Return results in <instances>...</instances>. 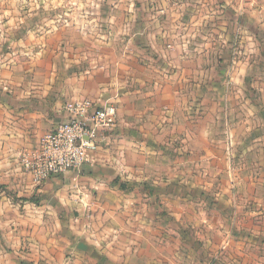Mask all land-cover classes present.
<instances>
[{
  "label": "crops",
  "instance_id": "crops-1",
  "mask_svg": "<svg viewBox=\"0 0 264 264\" xmlns=\"http://www.w3.org/2000/svg\"><path fill=\"white\" fill-rule=\"evenodd\" d=\"M3 2L36 28L0 72V264H264V0ZM71 101L117 126L38 184Z\"/></svg>",
  "mask_w": 264,
  "mask_h": 264
},
{
  "label": "built area",
  "instance_id": "built-area-1",
  "mask_svg": "<svg viewBox=\"0 0 264 264\" xmlns=\"http://www.w3.org/2000/svg\"><path fill=\"white\" fill-rule=\"evenodd\" d=\"M65 109L70 117L43 138L38 150L22 157V166L38 184L81 169L118 123V110L114 105L71 101Z\"/></svg>",
  "mask_w": 264,
  "mask_h": 264
},
{
  "label": "rangeland",
  "instance_id": "rangeland-1",
  "mask_svg": "<svg viewBox=\"0 0 264 264\" xmlns=\"http://www.w3.org/2000/svg\"><path fill=\"white\" fill-rule=\"evenodd\" d=\"M4 0H0V72L2 70H4L5 68H10V70H14L12 69V67H20V61L27 67L29 66L30 63V56L28 54L25 55L24 53L19 52V50H25L27 49L28 46V41H26L27 37H28V31L33 32L34 29L36 28V26L32 23V24H26L25 26H22L20 28L19 25L17 24H12L9 22H12V14H14V12H9L10 9L6 8L5 5L3 4ZM45 1V0H44ZM54 1V0H52ZM64 1V0H62ZM67 1V0H66ZM77 1H86L87 5L89 8H91L90 10L87 9L84 14L87 15V19L91 20L92 18H98L99 16L101 17L102 15L100 14V12L98 13V3H92L94 1L97 0H69L68 3L69 6L71 5V2H77ZM12 11V10H11ZM60 16H65V14L67 12H69V14H72V11L70 12V10L62 7V9H60ZM96 11V12H95ZM48 13L46 14V16H50L51 14H49V11H47ZM79 16H83V10L78 12ZM58 16V17H60ZM29 16V20H30ZM27 18V19H28ZM102 18V17H101ZM104 18H107L104 17ZM62 20V19H61ZM33 21V19L31 20ZM37 28H40V26H37ZM22 30H24V32H22ZM26 33V34H24ZM37 34V33H36ZM17 37H22L24 38L23 40H18L16 39ZM33 40V39H31ZM97 43V42H96ZM21 69V67H20ZM29 70V69H28ZM29 72V71H28ZM220 238H222V235L220 236ZM252 249H249V252L252 258ZM262 251H264V249H262ZM230 254L232 256V258H236L241 256L240 254H238L236 251L232 252V250H221L220 255L223 259H230ZM249 257V258H251ZM248 263L246 264H253V261H247ZM250 262V263H249Z\"/></svg>",
  "mask_w": 264,
  "mask_h": 264
}]
</instances>
